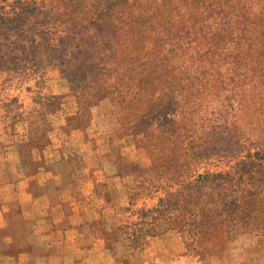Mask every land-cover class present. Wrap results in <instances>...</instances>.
<instances>
[{
    "label": "rangeland",
    "instance_id": "374dc122",
    "mask_svg": "<svg viewBox=\"0 0 264 264\" xmlns=\"http://www.w3.org/2000/svg\"><path fill=\"white\" fill-rule=\"evenodd\" d=\"M0 264H264V0H0Z\"/></svg>",
    "mask_w": 264,
    "mask_h": 264
},
{
    "label": "crops",
    "instance_id": "0c3cea01",
    "mask_svg": "<svg viewBox=\"0 0 264 264\" xmlns=\"http://www.w3.org/2000/svg\"><path fill=\"white\" fill-rule=\"evenodd\" d=\"M34 233L36 234V236L42 237L41 239L36 238L37 239L36 244H46L48 241H50L49 238L52 236L53 232L50 228H48V229L44 230L42 233H40V232L38 233V230H36ZM39 246H41V245H39Z\"/></svg>",
    "mask_w": 264,
    "mask_h": 264
}]
</instances>
